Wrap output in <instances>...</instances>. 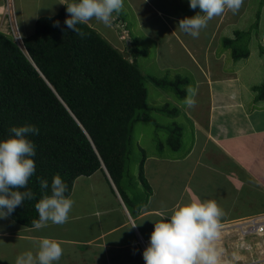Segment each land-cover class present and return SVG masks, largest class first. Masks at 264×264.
<instances>
[{
    "label": "crops",
    "instance_id": "1",
    "mask_svg": "<svg viewBox=\"0 0 264 264\" xmlns=\"http://www.w3.org/2000/svg\"><path fill=\"white\" fill-rule=\"evenodd\" d=\"M43 1L0 0V31L10 34L15 27L21 38L29 35V18ZM46 1L54 2L49 10H59L66 0ZM135 1L146 4L138 11L141 19H158V26L151 23L157 27L154 36L158 43H164L157 44V50L172 55L185 53L199 72L194 88L198 101L194 107L186 108L188 113L192 112L193 119L190 147L167 154L143 150L144 177L151 191H146V198L128 193L130 198L137 197L133 205L124 202L113 180L97 170L90 176L75 179L72 191L79 187L82 191L73 199L75 203L64 224L49 221L45 227L35 229L21 226L8 216L15 225L11 223L7 229L0 219V264H16V257L26 251L35 254L43 238H53L61 244L63 255L59 264H141L144 259L138 237L149 242L154 222L162 214L171 215L177 207L197 199L214 200L219 192L224 197L219 205L224 212L221 223L258 213L227 210L226 199L244 189L249 193H264V169L257 166L264 164V111L247 110L248 99L241 96L244 88L240 84L239 67L234 69L233 63L225 64V54L214 56L216 45L225 38L233 39L238 32L247 35L249 54L252 53L256 48L253 43L260 34L264 35V0H244L236 14L226 9L208 21L198 38L190 35L186 40L183 38L186 33L174 24L195 15L199 8H190L188 0L176 3L177 11L151 0H130L131 4ZM7 2L11 4L12 22L5 13ZM182 8L184 13L180 11ZM87 24L108 39L116 40L103 32L110 30V24L103 25L96 19ZM226 240L223 246H217L222 250L220 264H232L240 256L248 259L244 252L237 254L240 242L235 237Z\"/></svg>",
    "mask_w": 264,
    "mask_h": 264
},
{
    "label": "trees",
    "instance_id": "2",
    "mask_svg": "<svg viewBox=\"0 0 264 264\" xmlns=\"http://www.w3.org/2000/svg\"><path fill=\"white\" fill-rule=\"evenodd\" d=\"M67 5L53 15L39 16L34 31L22 38V48L10 34L0 31V139L11 135L12 126L33 124L39 128L38 135L29 136L36 145V172L27 187L35 198L25 200L9 216L24 227H32L39 219L35 204L51 194L50 187L42 192L37 177L46 178L51 185L53 176L60 174L69 196L77 177L105 167L124 202L133 205L137 201L128 195L132 184L126 168L133 125L142 117L147 98L144 75L135 62V55L145 50L132 48L129 53L134 59L130 60L87 23L78 25L86 34L81 37L64 23L70 15ZM56 20L59 27L54 26ZM238 33L233 39H223L221 45L233 44L241 37ZM248 54L247 49L231 48L233 58ZM152 80L159 86H174L179 97L185 95L180 88L185 81L179 77ZM165 106L156 110L177 115L176 107L167 110ZM172 124L168 145L177 151L180 131L174 121ZM158 147L164 144L160 142ZM144 160L142 149L138 178L150 192Z\"/></svg>",
    "mask_w": 264,
    "mask_h": 264
},
{
    "label": "clouds",
    "instance_id": "3",
    "mask_svg": "<svg viewBox=\"0 0 264 264\" xmlns=\"http://www.w3.org/2000/svg\"><path fill=\"white\" fill-rule=\"evenodd\" d=\"M243 3L244 0H188L190 8H199L200 11L191 17L181 19L178 27L193 38H198L208 21L223 14L226 9L233 14L238 13ZM123 7L124 0H72L66 6V11L70 15L64 23L68 29L83 37L86 34L78 25L93 19L109 25L113 20V14H119ZM54 26H60L59 20L54 21ZM10 35L13 37L12 33ZM20 42L22 43V38ZM190 93L186 103L191 108L197 101L194 98L195 90H190ZM9 132L11 135L0 139V219L7 218L17 207L23 206L25 200H32L36 195L27 187L30 178L36 172L33 159L36 155V145L29 136L38 135L39 128L33 124H25L12 126ZM103 171L111 179L105 167ZM37 180L42 192H47L50 187L51 194H45L35 204L39 219L33 221L34 228L41 229L49 221L64 224L69 219V213L75 203L72 198L65 195L68 187L64 179L57 173L53 176L51 185L46 178L37 177ZM113 188L116 191L114 185ZM223 215V209L215 200L199 199L177 207L171 215L162 214V218L154 222L149 243L142 253L144 260L141 264H220L222 250L217 247V242L221 239L222 224L245 218L221 223ZM236 249L248 252L240 245ZM62 255L63 248L57 240L43 238L39 242L38 252L22 253L17 257L16 264H59ZM249 259L250 257L244 260L240 256L233 263Z\"/></svg>",
    "mask_w": 264,
    "mask_h": 264
},
{
    "label": "rangeland",
    "instance_id": "4",
    "mask_svg": "<svg viewBox=\"0 0 264 264\" xmlns=\"http://www.w3.org/2000/svg\"><path fill=\"white\" fill-rule=\"evenodd\" d=\"M71 1L72 0H66L63 4L67 5L71 3ZM126 1L127 2L124 0V7L120 13L113 14V20L109 25L110 30L103 29V32L108 34L110 33L114 38H116V40L112 41L103 36L101 33L100 34L114 47L122 51L124 55L130 60L134 59V57L131 56L132 53H129L131 52L132 48L145 50L144 54L137 53L135 55V62L144 75V86L147 90V98L145 106L141 109L142 117L133 125L131 146L132 152L126 172L131 175L130 182L132 187L128 186L129 190H127L129 195L132 196L131 194H133L137 197L144 196V198H146V190L141 185L138 178V164L142 158V149L148 152H163L164 154L171 153L172 149L168 145V139L170 137L171 130L173 129V121L179 126L180 131V146L177 150H187L190 147L193 140V119L191 118L192 112L190 111L188 113L186 110L188 107L186 99L189 95H191L190 90L196 91L194 88L196 87L195 83L196 79L199 77V72L189 62V57L185 53H174V55H172L170 53H164L163 51L159 52L157 50V44L162 46L164 43H158L154 36V33L156 35L157 27L151 24L156 23L158 26V19H153V21L141 19L138 11L146 6L145 2L143 3L142 1H135L131 4L130 0ZM151 1L158 5L167 4L169 5L168 9L172 11L178 10L176 3H182L180 0ZM53 3L45 0L36 9H34L35 13L29 18V30L31 33L33 31L32 27L35 25V21L39 16L53 15L58 11V9L49 10ZM180 11L184 13L183 8ZM17 17L19 19L18 13ZM122 17H124L125 20H123ZM117 19L119 20L117 21ZM9 21L12 22L11 19H9ZM174 25L176 27L178 26V24ZM240 34L241 37H238L236 41H233V44L221 45V43H219L220 45H216L217 50L214 57L218 58L222 54H225V64L228 65V63H233L232 67L234 66V69L239 67L240 84H242V87L244 88L241 91V96L243 100L248 99L247 110L251 111L252 108H261V110L264 111V41H262L264 35L262 37L260 34L258 38L256 37V42L253 43L256 48L253 49L252 53L248 54L247 57L233 58L231 56L232 47L235 49L237 48L239 52L246 49L248 52H250L249 39L247 42H245L247 35L244 33H238V35ZM186 37L190 38V35L187 33L184 34V40L189 39ZM19 43L22 46V43ZM222 51H224V53H221ZM232 69L229 71H233ZM177 77L185 81L180 86V88L185 90V95L182 97L178 96L174 86H159L152 80L153 78L176 80ZM194 98L196 101H198L196 94ZM162 105H164L167 110H172V108L176 107L177 115L173 117L170 116L169 111L156 110V107H160ZM160 142L164 144V147L161 149L158 147ZM257 166L261 169H264V164L262 163L258 164ZM262 178L264 184V176ZM73 191L70 198L76 199L79 192L82 190H80L79 187L76 188L74 192ZM216 194L217 196L214 200H217V204L220 205L224 197H222V193L220 192ZM228 200L226 199L227 210L242 209L254 210V212H260L264 210V206H262L264 205V193H257L256 191L249 193L244 189L241 192L232 195ZM11 223L12 225H15L14 222L9 220V217L4 218L2 226L8 229ZM231 232L232 231L230 229H221V239L217 242V246H223L225 244L224 239L227 242V238L235 237L232 236L233 233ZM8 243L9 240L5 242V246H7ZM18 252L20 253L19 250ZM244 252V255L247 254L248 257H250L247 251ZM239 253L240 249L237 250V254ZM9 256L11 257V255Z\"/></svg>",
    "mask_w": 264,
    "mask_h": 264
},
{
    "label": "built area",
    "instance_id": "5",
    "mask_svg": "<svg viewBox=\"0 0 264 264\" xmlns=\"http://www.w3.org/2000/svg\"><path fill=\"white\" fill-rule=\"evenodd\" d=\"M5 13L12 20V8L10 2L7 3ZM14 40L21 41V36L14 27L12 31ZM221 229H230L233 236L240 242V247L250 252H256L250 255L249 261H241L232 264H264V212L256 215L247 216L235 222L222 224ZM235 232V234H234ZM139 238V246L144 248L148 245V240ZM145 262V261H144Z\"/></svg>",
    "mask_w": 264,
    "mask_h": 264
},
{
    "label": "water",
    "instance_id": "6",
    "mask_svg": "<svg viewBox=\"0 0 264 264\" xmlns=\"http://www.w3.org/2000/svg\"><path fill=\"white\" fill-rule=\"evenodd\" d=\"M19 45V44H18ZM19 47H21L20 45H19Z\"/></svg>",
    "mask_w": 264,
    "mask_h": 264
}]
</instances>
